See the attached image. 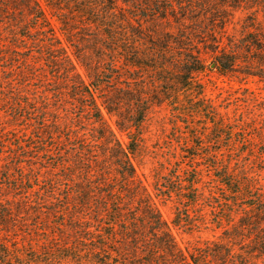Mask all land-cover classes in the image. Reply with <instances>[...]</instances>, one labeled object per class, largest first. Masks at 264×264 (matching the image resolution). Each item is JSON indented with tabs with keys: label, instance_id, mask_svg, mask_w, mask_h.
Wrapping results in <instances>:
<instances>
[{
	"label": "trees",
	"instance_id": "trees-1",
	"mask_svg": "<svg viewBox=\"0 0 264 264\" xmlns=\"http://www.w3.org/2000/svg\"><path fill=\"white\" fill-rule=\"evenodd\" d=\"M43 2L50 15L56 17L67 42H71L72 31L77 23L84 22L83 19L87 24H98L100 37L105 42L96 46L100 53L96 51L95 56L99 61L80 59L86 72L85 82L65 54L39 0H0V18L4 20L17 15L8 21L14 26L10 33L15 40H29L31 29L46 34L49 48L59 52L55 68L64 65L60 67L62 79L70 88L71 97L79 104L76 122L81 123V118H84L91 124L89 140L77 136L71 128L66 130L71 133L67 140L73 136L79 144L73 147L71 164L62 162V159L56 163L67 171L63 191L59 192L61 183L58 182L61 181L50 178L46 195L39 198L46 203H65L74 240L72 247L78 258L76 261L80 262L81 255L87 253L93 259L89 262L95 264H264V191L260 189L256 176L242 173L231 162L207 164L215 185L228 196L223 203L232 208L247 198H254L255 203L236 223H231L233 220L228 216L234 213L227 209L224 217L220 218L223 223L215 224V227L222 228L221 234L214 240L192 245L184 252L160 217L153 197L140 181L133 164L142 143V123L153 106L163 103L170 107L174 116L184 118L182 122L189 126L186 132H181L186 146L197 151L192 154L186 151L189 159L217 156L222 150L223 137L229 136V141H232L231 136L238 125L231 123L227 113L219 112L210 102L205 96L204 85L197 77L206 69H214L221 75L239 72L264 80V27L259 28L249 21L245 28L254 30L242 35L239 41H215L214 37L216 29L221 31L230 22L232 14L229 11L248 0H170L167 7L147 8L152 20L148 30L140 23L130 26L127 19H117L126 10L116 6L118 0ZM66 13L75 19L65 17ZM160 20H165L163 25L176 24L174 31L160 29L154 24ZM124 22L131 28H125ZM205 36L212 40L202 47L205 54L210 53L208 65L201 57V48L199 50L197 42H194ZM105 51L112 54L107 60L103 58ZM23 60L27 63L29 57ZM24 66L27 68L28 65ZM135 72L138 75L134 77ZM107 74L108 80L105 81L103 78ZM147 78L150 86L144 84ZM122 79L131 84L122 85ZM102 110L115 117L116 129L127 138L125 143L105 122ZM196 118L202 119L199 128L206 133L194 129L197 128ZM53 125L55 129L60 127L58 120ZM196 138H201L202 143L198 144ZM214 144L220 148L212 150ZM204 147L210 150L199 154ZM259 158L264 161V151ZM235 161L238 163V159ZM191 171L180 167L178 173L171 171L168 179L163 177V182L154 183L156 196L168 199L175 195L179 202L184 203V210L193 208L201 195L202 170L193 168ZM17 186L23 195L12 200L26 202L32 188ZM252 189L258 192L257 195L247 194ZM2 192L0 189V203H8L10 199H5ZM175 214L178 220L173 222L179 224L180 214ZM10 216L0 215V224L5 232L12 229L11 225L8 226L12 222ZM1 244L9 250L4 242ZM0 254L4 255V251Z\"/></svg>",
	"mask_w": 264,
	"mask_h": 264
},
{
	"label": "rangeland",
	"instance_id": "rangeland-1",
	"mask_svg": "<svg viewBox=\"0 0 264 264\" xmlns=\"http://www.w3.org/2000/svg\"><path fill=\"white\" fill-rule=\"evenodd\" d=\"M167 1L170 0H128L126 3L118 0L116 6L126 10L124 15L118 16L117 19H127L131 23L130 26L140 23L145 29H151V12L147 8L167 7L170 4ZM39 2L46 10L52 29L60 39L75 71L87 82L80 59L100 60L95 56L96 51L99 52L96 46L105 42L100 37L98 24H87V20L83 19L84 22L77 23L76 29L72 31L71 42H67L56 17L50 15L43 0ZM148 4L149 7L146 6ZM229 13L232 14L229 17L230 22L223 30L216 29L215 41H239L242 35L254 30L245 28L249 21L256 23L259 28L264 27V0H248ZM15 16L17 15L4 20L0 18V189L3 191L2 195H6L5 199H10L8 203H0V215L10 214L12 220L8 225H11L12 229L7 232L0 224V251H4V255L0 254V264H95L89 262L93 259L87 253L81 255L80 262L76 261L78 258L74 255L72 247L74 240L65 213V203H46L41 200L43 195H46L50 178L53 181H61L58 182L61 183L59 192L63 191L67 171L56 163L62 159V162L68 161L67 163L71 164L73 147L79 144L78 140H73V136L70 141L67 140L71 133L66 130L71 128L76 131L77 136L89 140L92 136L89 130L91 124L84 118H81V123L76 122L80 112L79 104L71 97L70 88L62 79L63 70L60 67L64 65L55 68L56 59L60 58L59 52L49 48L46 34L31 29L29 40H15L13 35L11 37L10 29L14 26L9 25L8 21ZM65 17L75 19L72 14L66 13ZM163 21L165 20L154 24L159 25L160 29L174 31L176 24L163 25ZM123 25L127 29L131 28L125 22ZM18 30L22 33L20 28ZM211 41L209 36L194 41L197 42L196 47L199 50L201 48V57L207 65L211 59L210 53L205 54L202 47ZM105 54L102 56L105 60L112 55L108 51H105ZM24 57H29L27 63L24 62ZM24 64L28 65L27 68ZM212 66L213 64H210V67ZM133 74L134 77L138 75L136 72ZM107 77L108 74L103 79L106 81ZM197 78L204 85L205 96L216 109L227 113L229 121L238 125L231 136L232 141H229V136L223 137L222 150L217 156L214 155L215 157L189 159L188 152H197L186 146L183 141L184 135L181 132H186V127L189 126L182 122L184 118L174 116L170 107L163 103L153 106L142 123V143L133 159L137 176L153 197L160 217L167 224L178 247L184 252L192 245L216 239L222 228L215 227V224L222 222L220 218L224 217L227 209L234 213L233 216H228L233 220L231 223H236L248 212L249 206L255 203L254 198L236 203L235 208L223 203V199L228 196L215 185L214 177L210 176L211 173L206 168L207 164L214 161L217 164L231 162V165L242 170V173H248L250 177L256 176L261 185L260 189L264 191V161L259 158L260 153L264 151V80L239 72L221 75L214 69H206ZM148 79L144 84L150 86ZM121 81L122 85L131 84L128 80ZM102 113L105 122L118 139L125 143L127 138L116 129L115 117L105 110H102ZM56 120L60 127L55 129L53 124ZM201 121L202 119H195L197 128L194 129L199 133H206L199 128ZM196 141L198 144L202 143L201 138H196ZM218 148V144L211 147L212 150ZM209 150L204 147L199 154ZM180 167H186L189 171L193 168L202 170L199 202L188 211L184 210V203L179 202L175 195L163 199L156 196L153 188L154 183L164 181L163 177L168 179L171 171L178 173ZM191 174L194 173L191 171ZM17 184L32 188L33 192L25 198L26 202L16 203V200H12L13 197L23 195L22 190L16 188ZM257 193L253 189L247 192L249 196ZM57 210L60 212H53ZM176 212L180 214L179 224L173 222L178 220ZM189 221L192 222L191 225L188 224ZM1 242H4L9 250Z\"/></svg>",
	"mask_w": 264,
	"mask_h": 264
}]
</instances>
